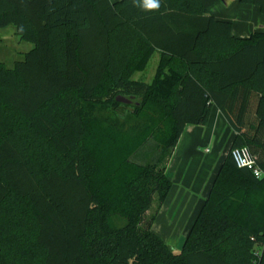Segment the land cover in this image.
Returning <instances> with one entry per match:
<instances>
[{
  "label": "trees",
  "instance_id": "obj_1",
  "mask_svg": "<svg viewBox=\"0 0 264 264\" xmlns=\"http://www.w3.org/2000/svg\"><path fill=\"white\" fill-rule=\"evenodd\" d=\"M220 1L0 0V29L33 46L0 62V264H264V33L234 36L208 14ZM154 54L152 82L132 80ZM122 97L140 103L123 121L93 114ZM213 106L235 138L176 253L145 215Z\"/></svg>",
  "mask_w": 264,
  "mask_h": 264
},
{
  "label": "crops",
  "instance_id": "obj_2",
  "mask_svg": "<svg viewBox=\"0 0 264 264\" xmlns=\"http://www.w3.org/2000/svg\"><path fill=\"white\" fill-rule=\"evenodd\" d=\"M208 14L230 22L233 34L238 38L264 33V15L256 6L237 0H221L209 9ZM234 138L235 132L217 106L212 107L205 126H186L166 163L172 188L163 204L155 197L145 215L146 218L154 217L152 230L160 238L186 239Z\"/></svg>",
  "mask_w": 264,
  "mask_h": 264
},
{
  "label": "rangeland",
  "instance_id": "obj_3",
  "mask_svg": "<svg viewBox=\"0 0 264 264\" xmlns=\"http://www.w3.org/2000/svg\"><path fill=\"white\" fill-rule=\"evenodd\" d=\"M30 47L33 46L30 43L21 41V39L16 35L14 27L9 26L5 29H0V62L6 66L7 68H12L14 63L17 61H22L24 59L25 54L29 51ZM159 63V55L154 54L150 59L147 67L144 71L135 72L131 79L135 81H143L146 83H151ZM128 99V98H127ZM130 100V103H123L124 110L121 115L114 113L110 107H97L92 108V112L97 117L102 118H110V119H119L123 121L127 116H129L133 109L139 106L138 100ZM150 217H147L144 222V227L149 223ZM163 241L168 244L176 253L181 251V248L184 243V239L177 238H168Z\"/></svg>",
  "mask_w": 264,
  "mask_h": 264
},
{
  "label": "built area",
  "instance_id": "obj_4",
  "mask_svg": "<svg viewBox=\"0 0 264 264\" xmlns=\"http://www.w3.org/2000/svg\"><path fill=\"white\" fill-rule=\"evenodd\" d=\"M231 156L237 168L249 170L257 179L262 177L261 170L246 147L231 150Z\"/></svg>",
  "mask_w": 264,
  "mask_h": 264
},
{
  "label": "clouds",
  "instance_id": "obj_5",
  "mask_svg": "<svg viewBox=\"0 0 264 264\" xmlns=\"http://www.w3.org/2000/svg\"><path fill=\"white\" fill-rule=\"evenodd\" d=\"M133 3H136V0H133ZM161 7L160 0H151V4L149 5L150 10H159Z\"/></svg>",
  "mask_w": 264,
  "mask_h": 264
},
{
  "label": "water",
  "instance_id": "obj_6",
  "mask_svg": "<svg viewBox=\"0 0 264 264\" xmlns=\"http://www.w3.org/2000/svg\"><path fill=\"white\" fill-rule=\"evenodd\" d=\"M128 99H131V100H133V98H128ZM127 98H124V97H122V98H119L118 99V101H120V102H122V103H130V100H128Z\"/></svg>",
  "mask_w": 264,
  "mask_h": 264
}]
</instances>
